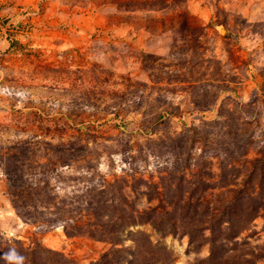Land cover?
<instances>
[{"label":"rangeland","instance_id":"rangeland-1","mask_svg":"<svg viewBox=\"0 0 264 264\" xmlns=\"http://www.w3.org/2000/svg\"><path fill=\"white\" fill-rule=\"evenodd\" d=\"M10 250L264 264V0H0Z\"/></svg>","mask_w":264,"mask_h":264},{"label":"clouds","instance_id":"clouds-1","mask_svg":"<svg viewBox=\"0 0 264 264\" xmlns=\"http://www.w3.org/2000/svg\"><path fill=\"white\" fill-rule=\"evenodd\" d=\"M4 255H5L7 261L10 262V264L13 261H15L16 264H20V262L23 260V257L19 256L15 252V250H10L8 253H5Z\"/></svg>","mask_w":264,"mask_h":264}]
</instances>
